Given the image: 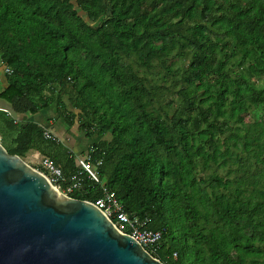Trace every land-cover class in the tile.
Masks as SVG:
<instances>
[{
	"label": "trees",
	"instance_id": "trees-1",
	"mask_svg": "<svg viewBox=\"0 0 264 264\" xmlns=\"http://www.w3.org/2000/svg\"><path fill=\"white\" fill-rule=\"evenodd\" d=\"M0 59L9 154L89 159L163 264H264V0H0ZM53 104L85 154L27 120Z\"/></svg>",
	"mask_w": 264,
	"mask_h": 264
},
{
	"label": "water",
	"instance_id": "water-1",
	"mask_svg": "<svg viewBox=\"0 0 264 264\" xmlns=\"http://www.w3.org/2000/svg\"><path fill=\"white\" fill-rule=\"evenodd\" d=\"M0 264L163 263L93 203L63 194L0 143Z\"/></svg>",
	"mask_w": 264,
	"mask_h": 264
},
{
	"label": "built area",
	"instance_id": "built-area-1",
	"mask_svg": "<svg viewBox=\"0 0 264 264\" xmlns=\"http://www.w3.org/2000/svg\"><path fill=\"white\" fill-rule=\"evenodd\" d=\"M6 72L9 73L10 70L6 68ZM6 111L4 109H0ZM43 136L46 139H53L57 142H64L59 139L54 132H52L49 128H44ZM67 148H69L67 146ZM75 158L78 162L80 170L71 176L70 182L65 186H61L62 173L61 169L55 165V163L49 158L43 156L40 161V172H42L49 181L56 185V187L65 195L70 196L71 193L79 192L82 188V176L86 173L88 178L94 180L96 183L98 182V178L96 176V172L94 167L90 163L89 159H83L79 155H75ZM100 162L97 163V165ZM100 189L104 194L103 198L98 199L93 203L97 206L103 213L113 222V224L121 231L124 232L131 237H133L138 243H140L144 249L149 252L151 255L155 253L157 247L161 240V232L160 231H149L141 228L142 224L137 217H130L127 215L115 200L113 192H109L102 183H99ZM114 220V221H113ZM129 228V232L124 231L125 228Z\"/></svg>",
	"mask_w": 264,
	"mask_h": 264
},
{
	"label": "crops",
	"instance_id": "crops-1",
	"mask_svg": "<svg viewBox=\"0 0 264 264\" xmlns=\"http://www.w3.org/2000/svg\"><path fill=\"white\" fill-rule=\"evenodd\" d=\"M5 84H6V68L3 66V64L1 63V60H0V85L5 86ZM0 106L4 107V108L6 106L8 107V105L2 100H0ZM35 116L37 117V120L40 122V124L38 123L39 125H42L43 127L45 125H48L49 127H45V128H50V130L52 127H54L53 129H55V131H57L61 135H63L64 139H66V140L71 139L72 147H73L74 151H76L78 153L85 154L88 146L90 145V142L87 143L85 138L81 137L80 133L78 134V132L76 131L75 128L74 129L73 128H70V129L67 128V126L64 124L63 120L59 117L57 107L55 104L49 106L48 108L41 111V113H39ZM55 124H57L60 127H58L56 129ZM85 142H86V144H85ZM81 143H83V144H81Z\"/></svg>",
	"mask_w": 264,
	"mask_h": 264
},
{
	"label": "rangeland",
	"instance_id": "rangeland-1",
	"mask_svg": "<svg viewBox=\"0 0 264 264\" xmlns=\"http://www.w3.org/2000/svg\"><path fill=\"white\" fill-rule=\"evenodd\" d=\"M1 60V59H0ZM257 85H260L261 84V80H257ZM4 88V85H0V91ZM67 107L69 108V110H71V105L67 102ZM7 108V109H6ZM0 109H4V110H8V107L6 106L5 108L4 107H1L0 106ZM57 124H55V127L57 129ZM75 127L77 128V124H75ZM79 134V132H78ZM80 136L85 138V135L83 133H80ZM105 138H108L107 136ZM100 139V137H98L97 135H94L92 136L91 138H87L85 139L87 143L90 142V144H92L93 142H96ZM85 142V144H86ZM83 144V143H81ZM84 146V145H83ZM43 156L40 155L37 151H31L29 152L26 157L23 159L25 162H27L30 166H32L33 168L35 169H39L40 168V161H41V158ZM40 170V169H39Z\"/></svg>",
	"mask_w": 264,
	"mask_h": 264
}]
</instances>
